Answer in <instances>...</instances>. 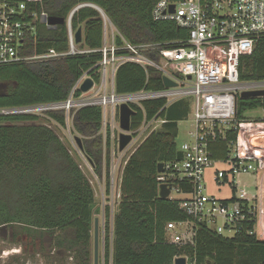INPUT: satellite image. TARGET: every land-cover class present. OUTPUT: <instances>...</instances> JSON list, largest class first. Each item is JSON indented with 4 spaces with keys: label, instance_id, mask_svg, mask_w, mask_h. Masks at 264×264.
Returning a JSON list of instances; mask_svg holds the SVG:
<instances>
[{
    "label": "trees",
    "instance_id": "obj_1",
    "mask_svg": "<svg viewBox=\"0 0 264 264\" xmlns=\"http://www.w3.org/2000/svg\"><path fill=\"white\" fill-rule=\"evenodd\" d=\"M20 1V0H19ZM159 0H42L39 8L49 16L68 17L79 4L100 6L121 35L133 44L165 43L187 37V30L174 21H155L152 16ZM72 27L83 28L81 48L99 49L103 45L104 25L101 13L92 6L79 8L73 15ZM121 43V38H118ZM37 51L69 48L66 23L50 27L38 26ZM32 54V53H30ZM101 59L100 52L68 55L50 61H31L0 65V108L24 107L68 99L72 88L84 71L92 69ZM242 81L264 80V36L253 52L240 58ZM95 79L98 76L95 75ZM115 88L118 93L164 88L161 73L146 70L128 62L119 67ZM81 91L77 92L79 95ZM132 129L144 120H164L131 153L123 167L121 196L113 228L106 225L105 262L107 264H174L185 256L188 264H264V239L249 230L246 223L233 237H227L206 226L198 225L193 243L168 240L166 226L171 221L189 217L179 208L178 200L160 197V163L183 158L176 139L179 122L188 118L189 103L178 99L168 103L165 98L145 100L133 105ZM264 109V96L239 97L236 120L252 121L249 110ZM46 115L62 127L67 125L64 111ZM38 114L0 115V228H20L32 236L42 231L51 236V244L74 252L76 264H92V230L96 199L90 179L67 145L48 125L36 123ZM264 120L257 119L256 122ZM103 110L86 106L72 117L74 130L81 134L83 155L95 174L105 179L106 194L112 186V141L110 133H102ZM238 139L235 128L225 137L210 142L214 160L226 159L230 143ZM165 171V170H164ZM230 199L236 201V186ZM106 216L110 208L105 209ZM60 231L55 236V232ZM112 233V236H111ZM42 236V235H41Z\"/></svg>",
    "mask_w": 264,
    "mask_h": 264
},
{
    "label": "built area",
    "instance_id": "obj_2",
    "mask_svg": "<svg viewBox=\"0 0 264 264\" xmlns=\"http://www.w3.org/2000/svg\"><path fill=\"white\" fill-rule=\"evenodd\" d=\"M40 4L42 0H0V65L57 60L86 52H100L101 59L94 66L97 68L94 74L91 73L92 68L78 78L68 99L24 107H3L0 115H46L49 111L61 110L65 112L68 124L78 109L100 106L103 110L102 130L105 136L110 133L113 145L117 143L119 146L122 132L119 112L123 103L133 108V105L141 106L149 99L165 98L172 103L192 97L195 99L192 107L194 128L189 132V140L180 145L183 158L165 164V171L159 177L160 185L166 183L170 188L169 198L178 200L179 208L189 217L185 221L168 222L167 238L174 243H193L198 225L233 237L250 222L254 225L249 232L260 238L258 225L264 212L259 188L252 195L245 189L239 190L236 201L219 199L205 193L204 174L218 161L230 165L228 170L217 169L215 180L219 184L229 179L236 184V176L241 173L264 174V151H256L247 145V141H242L248 130L260 128L264 123L236 120L238 98L242 92L264 90V80L246 82L239 75L241 56L251 54L259 38L264 36V0H159L152 11L153 19L174 21L188 33L185 38L165 43L129 42L104 10L98 9L104 25L103 45L99 49L81 48V43L75 41L73 15L79 8L91 6L90 3H82L66 17L69 48L62 52L54 48L37 51L38 26L40 23L48 25L50 17L39 8ZM118 38H121V43ZM128 62L137 63L146 70L156 69L162 79L167 76L177 85L155 91L143 89L118 93L116 74L119 67ZM88 78L93 79L94 85L87 92H82L81 86ZM78 91H81L79 95ZM163 122L161 119L144 120L137 129H131V143L124 151L119 150L118 159H123L124 166L136 149L125 158L132 144L141 139L143 142ZM263 126L258 134H249L263 140L260 144H264ZM231 128L237 130L238 139L231 141L229 156L214 160L209 150L210 142L225 137ZM114 158L112 151L113 161Z\"/></svg>",
    "mask_w": 264,
    "mask_h": 264
},
{
    "label": "rangeland",
    "instance_id": "obj_3",
    "mask_svg": "<svg viewBox=\"0 0 264 264\" xmlns=\"http://www.w3.org/2000/svg\"><path fill=\"white\" fill-rule=\"evenodd\" d=\"M183 100L187 101L190 106V113L188 118L179 122V135L176 139L179 146L189 140V132L194 128L192 107L195 99L192 97H185ZM252 120V123H257L256 120L264 115V109L249 110L247 113ZM71 115L68 124L65 127L60 126L54 120H51L47 115L43 114L36 123L45 124L53 128L57 134L61 137L64 143L69 148L72 155L81 165L86 176L90 179L96 199L95 207V219L100 220V235H99V264H107L105 262V237L107 235L106 225L110 227L113 222V217L118 211V205L120 201V173L123 171V159L119 160L120 152L117 143L112 144V151L115 153L114 161L111 162V177L112 186L110 194H106L105 179L99 178L93 168L91 167L88 159L80 152L79 147L75 141V137L78 134L72 123ZM157 124V122L155 123ZM256 127V126H255ZM261 128L256 127L255 129L247 131V135H243L242 141H247V145L256 151H264V144H260L263 140L255 139L249 136L251 133L258 134ZM102 133L104 134L103 130ZM105 136V134H104ZM247 137L250 139L248 142ZM140 141H136L130 148L125 158L137 147ZM124 158V159H125ZM230 165L224 161L216 162L212 167L208 168L204 174V181L207 185L205 191L208 195H214L219 199H230L234 195L233 186L239 190L245 189L249 195L257 193V188L264 186V177L262 174L255 175L252 173H241L236 176V184L232 183L229 179L227 182L219 184L215 180V173L217 169L228 170ZM239 193V192H238ZM237 194V193H236ZM110 208V215L106 216L105 209ZM112 228V227H111ZM192 229V226L189 227ZM60 231L55 232V236ZM32 235V234H30ZM24 233L20 228L12 226H2L0 228V264H76L74 252H69L65 248H56L51 244V236L48 232L42 231L39 235L38 232L33 234L34 237ZM42 235V236H41ZM112 236V233H111ZM264 237V236H263ZM94 223L92 230V264H94ZM111 264V263H110Z\"/></svg>",
    "mask_w": 264,
    "mask_h": 264
},
{
    "label": "water",
    "instance_id": "obj_4",
    "mask_svg": "<svg viewBox=\"0 0 264 264\" xmlns=\"http://www.w3.org/2000/svg\"><path fill=\"white\" fill-rule=\"evenodd\" d=\"M92 7L102 10V8L96 4L90 3ZM66 18L50 16L47 20V24L51 27H55L60 24H65ZM84 40L83 37V28L79 27L75 32V41L76 43H82ZM190 78V77H189ZM164 86L167 88L174 87L177 85L175 81L168 78L167 76L163 77ZM94 85V81L92 78L86 79V81L81 86L82 92H87ZM4 85L0 84V95H3ZM264 96V90H252V91H244L241 94V97H261ZM136 114V111L127 103H123L120 106V127L122 132L119 135V150L124 151L126 147L131 143L133 136L130 133L132 129V117ZM75 141L79 147L80 152L83 150L82 138L79 136L75 137ZM165 170V163L159 164V172L163 173ZM170 188L166 183H162L160 185V197L161 198H169ZM100 223L99 219L96 218L94 222V239H95V247H94V264H99V235H100ZM174 264H188V258L185 256L177 257L174 261Z\"/></svg>",
    "mask_w": 264,
    "mask_h": 264
},
{
    "label": "crops",
    "instance_id": "obj_5",
    "mask_svg": "<svg viewBox=\"0 0 264 264\" xmlns=\"http://www.w3.org/2000/svg\"><path fill=\"white\" fill-rule=\"evenodd\" d=\"M261 119H264V115L261 116ZM257 123H264V120H260L259 122ZM263 126V125H262ZM260 126V128L262 127ZM264 127V126H263ZM122 174H123V171H121L120 173V188H121V180H122ZM263 177H264V174H263ZM259 200L261 202V206H262V209H263V212H264V186L263 187H260L259 188ZM236 193L238 194V189L236 188ZM120 196H121V192H120ZM99 223H100V220H99ZM100 227V226H99ZM111 227L113 228V222H112V225ZM258 231H259V236H260V239H264V213H262L261 215V220L259 222V225H258Z\"/></svg>",
    "mask_w": 264,
    "mask_h": 264
}]
</instances>
